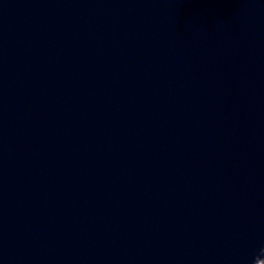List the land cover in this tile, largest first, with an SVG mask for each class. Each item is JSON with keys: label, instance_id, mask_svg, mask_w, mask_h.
Wrapping results in <instances>:
<instances>
[{"label": "water", "instance_id": "1", "mask_svg": "<svg viewBox=\"0 0 264 264\" xmlns=\"http://www.w3.org/2000/svg\"><path fill=\"white\" fill-rule=\"evenodd\" d=\"M0 264H264V0H0Z\"/></svg>", "mask_w": 264, "mask_h": 264}]
</instances>
